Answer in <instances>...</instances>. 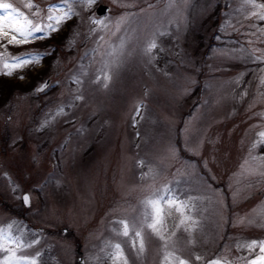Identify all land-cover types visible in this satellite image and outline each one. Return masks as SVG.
Masks as SVG:
<instances>
[{"label":"rangeland","instance_id":"1","mask_svg":"<svg viewBox=\"0 0 264 264\" xmlns=\"http://www.w3.org/2000/svg\"><path fill=\"white\" fill-rule=\"evenodd\" d=\"M0 4L11 13L0 10L4 61L46 54L0 71V230L25 243L5 239L0 264H117L114 244L127 264H250L261 254L243 245L264 241V0ZM65 12L57 31L9 43L24 17L47 32L48 16ZM167 189L195 207L167 210L161 238L145 201ZM119 221L141 231L143 251Z\"/></svg>","mask_w":264,"mask_h":264},{"label":"snow or ice","instance_id":"2","mask_svg":"<svg viewBox=\"0 0 264 264\" xmlns=\"http://www.w3.org/2000/svg\"><path fill=\"white\" fill-rule=\"evenodd\" d=\"M79 2V0H78ZM96 0H87V3L89 6L94 4ZM33 5L29 4V7H32ZM9 5L0 4V10L4 11L5 15H11V13L8 12ZM56 6H50L49 11L51 12L52 9H54ZM15 12V9L12 10ZM71 13L65 12L63 15L59 16H53L49 15L48 20L49 21H55V23H49L47 25L48 31L45 32V29L43 27H40L38 25H33L32 21L29 20L27 17H24L23 13H19L18 16L24 17V23L16 28L9 29L10 31L15 32V35L12 36L11 40H9V43H26L29 41V39H39L43 38V36L50 34L52 31H57L59 28V25L62 21L70 18ZM3 17L0 16V36L5 35L3 29L4 25L2 23ZM97 23H103V21H95ZM40 34V35H37ZM17 37H20L18 39ZM156 44L152 43L150 45L151 48H155ZM46 54H40L38 52L33 53H25L20 56H16L11 58L8 61H4V58L0 56V71H3L6 75H12L14 71L21 70L25 67H28L30 64L35 65L39 64L43 60V56ZM21 79L24 77L21 76ZM108 79V77H106ZM107 84H105V87ZM262 137H264V133L261 134ZM25 200V203L28 202V196L25 195L23 197ZM194 204L190 200H182L178 196H176L174 193L171 192V189L165 190L162 194H159L155 196L152 199H148L145 201V216L146 218H150L151 222L148 223L147 227L150 228L156 235L161 236L160 228L159 226H163V223L165 221V217L169 214L167 210L175 208V210L182 215L184 214L185 210L191 211L194 209ZM186 220H191L190 216L185 217ZM121 225L120 229V235L124 237H128L131 240L132 247L137 246V242L139 243V249L143 251L144 249V241L141 231H133L132 228H130L127 221H119ZM181 223H184V220L181 221ZM195 223V222H193ZM16 231H19V229H16ZM161 238H163L161 236ZM8 240L10 243L17 245L18 247H24L25 243L22 240V234L21 236L13 235L12 232V226H9V230L7 233H5L3 230H0V252L2 251H8V249L4 246V240ZM30 246V244L28 245ZM244 247H247L251 251H255V249L258 247L260 251V255L257 256L256 259L252 260L250 264H264V241H256L252 240L248 242L247 244L243 245ZM113 251L110 254V259L117 262V264H127V257L124 255L123 248L120 244H114L111 245ZM12 255L14 256L15 253L13 252ZM200 257L198 256L197 259ZM4 264H12V260L10 259L7 262H4ZM19 264V262H17ZM23 264H36L35 260H25L23 261ZM181 264H185L184 261H181ZM211 264H221L220 261H212ZM224 264H227L225 261Z\"/></svg>","mask_w":264,"mask_h":264},{"label":"water","instance_id":"3","mask_svg":"<svg viewBox=\"0 0 264 264\" xmlns=\"http://www.w3.org/2000/svg\"><path fill=\"white\" fill-rule=\"evenodd\" d=\"M108 11V7L107 6H103V5H99L96 9V15L97 16H102L104 15L106 12ZM49 84V80H45V82L39 87L37 88V92L40 93L42 92ZM28 194H23L21 197V203L23 204L24 207H29V196H28V202L25 203V200L23 199V197ZM66 231V229H63V233ZM79 262L82 264V258H79Z\"/></svg>","mask_w":264,"mask_h":264},{"label":"trees","instance_id":"4","mask_svg":"<svg viewBox=\"0 0 264 264\" xmlns=\"http://www.w3.org/2000/svg\"><path fill=\"white\" fill-rule=\"evenodd\" d=\"M217 9H218V14H217V18H216V25H217V29H219L221 26H220V24L217 22V19H218V16H221V10H220L221 8H220V6H219ZM219 11H220V12H219ZM215 33L217 34V33H218V30H216ZM8 86H9V89H12V88H13V85H12V84H8ZM180 152H181V155H182L183 157H186V155L182 152L181 149L179 150V153H180ZM187 158H189V159H194L192 156L187 157ZM201 174H203V175L207 178L206 181H208L209 184L213 185V182L210 180L209 176H208L206 173H204L202 169H201Z\"/></svg>","mask_w":264,"mask_h":264},{"label":"flooded vegetation","instance_id":"5","mask_svg":"<svg viewBox=\"0 0 264 264\" xmlns=\"http://www.w3.org/2000/svg\"><path fill=\"white\" fill-rule=\"evenodd\" d=\"M79 261V260H78ZM80 263V262H79ZM81 264V263H80Z\"/></svg>","mask_w":264,"mask_h":264}]
</instances>
